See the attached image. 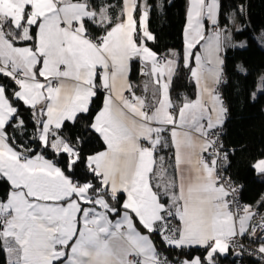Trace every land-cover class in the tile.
Segmentation results:
<instances>
[{"label": "snow or ice", "instance_id": "6c2138e0", "mask_svg": "<svg viewBox=\"0 0 264 264\" xmlns=\"http://www.w3.org/2000/svg\"><path fill=\"white\" fill-rule=\"evenodd\" d=\"M121 4L114 20V5L95 0H0V76L18 86L10 99L0 85V180L10 185L0 200V248L7 264H219L230 249L242 255L238 239L255 238L257 228L264 232V217L249 230L256 213L248 206L243 215L232 211L227 197L236 189L221 183L217 171L218 161H228L216 130L227 113L218 89L221 53L231 40L219 25V0H191L182 62L196 93L175 111L170 85L178 54L160 60L147 46L155 40L147 0ZM205 20L212 25L208 34ZM89 24L100 34L94 36ZM134 59L155 85L151 103L128 82ZM98 89L106 95L92 116ZM258 90L264 93V76ZM13 101L31 109V139L61 157L63 168L46 153L29 156L30 147L21 145V152L12 146L16 136L7 129L24 130ZM79 120L84 135L103 142V151L84 155L77 146L82 136L65 138V123ZM169 147L171 175L165 158L158 164L155 155ZM253 167L264 174V159ZM157 236L169 249L203 253L169 259L158 251ZM259 239L256 253L247 254L264 261V235Z\"/></svg>", "mask_w": 264, "mask_h": 264}, {"label": "trees", "instance_id": "16d2710c", "mask_svg": "<svg viewBox=\"0 0 264 264\" xmlns=\"http://www.w3.org/2000/svg\"><path fill=\"white\" fill-rule=\"evenodd\" d=\"M221 4L220 25L228 26L231 34V43L223 50L224 58V82L222 84V98L227 108V116L223 124L221 143L223 148L232 149L228 156L226 172L231 181L237 186L241 200L249 207V210L256 215L264 210V174H259L253 164L264 159V93H257L252 98L258 78L264 74V0H219ZM111 3L110 9L113 19L121 10V0H95ZM149 5L148 30L155 37L154 41H147V46L165 59L171 57L175 51L180 66L170 85V97L175 104H181L183 98L193 99L196 87L191 80L188 69L183 67V32L185 27V5L186 0H147ZM243 7V11L240 9ZM235 11L239 29L229 27L228 15ZM138 19V14H134ZM89 31L95 36L100 30L87 25ZM235 41H244L242 47L236 46ZM235 45V46H233ZM138 61L131 62L130 76L133 84H136L138 77ZM238 66L246 69L245 73L238 70ZM0 84L6 87V93L11 99L12 90L17 85L7 77L0 76ZM136 88V85H135ZM149 102V101H148ZM19 109V115L24 121V130H14L9 127L10 135L16 136V142L12 146L23 152V148L30 147L31 152L25 153L32 156L38 153H46V157L52 159L61 168L64 167L63 159L51 152L39 148L37 141L32 140L34 122L31 109L22 102L13 101ZM103 104V94L97 92L90 105V114L94 116ZM84 120H79L75 125L65 123L63 133L66 139L75 142V137L82 136L78 147L84 155H91L104 149L103 142L95 134L84 135ZM23 146L20 147V146ZM10 191V185L6 180H0V200H6ZM255 215V216H256ZM253 216V218L255 217ZM252 218V219H253ZM158 251L164 253L169 259H184L191 255H202L203 250L199 248L187 249L183 253L176 249H169L164 246L160 238H156ZM2 244V242H0ZM224 264L231 261V251L227 257H219ZM252 264L251 259H246ZM0 264H7L6 255L0 248Z\"/></svg>", "mask_w": 264, "mask_h": 264}, {"label": "built area", "instance_id": "2783aa9c", "mask_svg": "<svg viewBox=\"0 0 264 264\" xmlns=\"http://www.w3.org/2000/svg\"><path fill=\"white\" fill-rule=\"evenodd\" d=\"M159 59L164 60L162 57H159ZM224 79H225V77H224ZM146 82H147V76L142 75V65H141V62H139L136 88L133 91H135L137 96H147L148 101H149V93H148V91L147 92L144 91V85ZM222 84L223 83H221V85L219 86V89H218L221 98H222ZM126 95L129 96V93L126 92ZM226 116H227V113H226ZM216 131H218L220 134L218 143H221L222 142L221 137H222V134L224 132L223 127L220 129H217ZM222 151L227 152L228 155L233 152L232 149H225V148H223ZM205 155L207 156V153ZM227 162L225 163L223 161H218L217 171H218L219 175L221 176V183H224V181L227 180L231 184V186L236 189L235 192H231V189H229L231 194L227 197V199L230 201V207H231L232 211L234 213H236L237 215H243L244 214L243 209L245 208L246 204L241 200L237 186L231 181V179L229 178V175L226 172ZM225 187L228 188L227 183L225 184ZM262 217H264V210L260 214L256 215L251 220L249 230H251V226L258 225L261 222ZM262 235H264V232H262L259 228H257V233H256L255 238H251V237H248L246 235L244 238L238 239V242L244 245L243 249H238L239 251L242 252V255L237 256L230 249L232 260L227 261L224 264H248L246 259H251L252 264H264V261L258 259V255L249 256L247 254L248 252L256 253V250L258 249V247L260 246V243H261V240L259 239V237Z\"/></svg>", "mask_w": 264, "mask_h": 264}, {"label": "crops", "instance_id": "0c3cea01", "mask_svg": "<svg viewBox=\"0 0 264 264\" xmlns=\"http://www.w3.org/2000/svg\"><path fill=\"white\" fill-rule=\"evenodd\" d=\"M140 2L141 3H143V0H140ZM220 2V1H219ZM191 6V0H186V5H185V18H186V20H185V27H186V25H187V13H188V10H189V7ZM220 6H221V4H220ZM220 11H221V7H220ZM231 14V13H230ZM220 13H219V16H218V20H219V25H220ZM204 23H205V31H206V34H208L210 31H211V29H212V25L207 21V20H205L204 21ZM185 27H184V29H185ZM220 27H221V25H220ZM221 28H224V27H221ZM184 33V32H183ZM226 34V33H225ZM228 34H229V32H228ZM230 41H228L227 43H229ZM203 43V42H202ZM231 43V42H230ZM32 44V42L31 41H28V42H20V43H18L16 46H30ZM199 45H197V48L196 49H194L193 51L195 52V51H198L199 50ZM172 52H175V51H172ZM183 52H184V38H183V51H182V56H183ZM221 55L223 56V51H222V53H221ZM157 58L159 59V56L157 55ZM166 58H171V57H166ZM133 61V60H132ZM131 61V62H132ZM134 61H138V62H141V61H139L138 59H134ZM131 62H130V72H131ZM193 66H194V62H193ZM148 70L150 71V65L148 66ZM130 72H129V75H128V82L131 84V86H132V88H133V90H135V83L133 84V81H132V79H131V76H130ZM191 77V76H190ZM41 79V81H43V78H40ZM165 79H166V77H165ZM192 80V79H191ZM193 81V80H192ZM147 83H148V93H149V103H151L152 102V99H151V97H152V91H153V89L155 88V85L152 83V78L150 77V76H147ZM193 83H194V81H193ZM195 84V83H194ZM1 85V84H0ZM18 87V86H17ZM196 87V86H195ZM97 92H101L102 94H103V100H104V96L106 95V91H104V90H97ZM126 92L127 91H125V93H124V95L125 96H127L126 95ZM159 97V93H157V98ZM195 98V97H194ZM193 98V99H194ZM170 99H171V97H170ZM223 100V99H222ZM174 103V102H173ZM223 103H224V101H223ZM175 104V103H174ZM182 104V103H181ZM181 104H175L176 105V109H174V111L175 110H178V108H179V106L181 105ZM102 106H103V104H102ZM102 106H101V108H102ZM224 106H225V103H224ZM40 106H38V108H39ZM226 107V106H225ZM100 108V109H101ZM224 122H225V120H224ZM224 124V123H223ZM165 136H167V133H165L164 134ZM17 150V149H16ZM104 150V149H103ZM102 150V151H103ZM18 151V150H17ZM100 152V151H99ZM173 153H174V150L171 148V147H169V148H160L158 151H157V153L155 154L156 155V157H157V163L159 164V160H158V158L160 157V156H163L164 158H165V160H164V165H165V168L167 169V171H168V173H169V175H171L172 173H173V169L171 168V167H169V165H171V164H173L174 163V158H173ZM33 156V155H32ZM47 158V157H46ZM47 159H49V158H47ZM50 160H52V159H50ZM53 161V160H52ZM54 162V161H53ZM55 163V162H54ZM58 166V165H57ZM9 184V183H8ZM9 194V193H8ZM8 196V195H7ZM251 222V221H250ZM249 222V223H250ZM143 231V230H142ZM230 252V251H229ZM5 255H6V253H5ZM229 255V253L228 254H226V256H224V257H227ZM6 260H7V257H6Z\"/></svg>", "mask_w": 264, "mask_h": 264}, {"label": "rangeland", "instance_id": "374dc122", "mask_svg": "<svg viewBox=\"0 0 264 264\" xmlns=\"http://www.w3.org/2000/svg\"><path fill=\"white\" fill-rule=\"evenodd\" d=\"M229 17H228V19H229V22H230V24H229V27H235L236 29H239V25H238V20H237V14L235 13V11H232L231 12V14H229L228 15ZM221 27H224V28H226V34H228V26L227 25H224V26H221ZM231 41V40H230ZM227 43V42H226ZM234 44L236 45V46H239V47H241L240 45L242 44L243 46H244V44H245V42L244 41H235L234 42ZM262 76H264V74H261L260 76H259V78H258V82H257V85H256V88H255V91H254V93H255V95L257 94V93H259L260 91L258 90V88H259V85H260V82H261V77ZM226 256V255H225ZM224 256H222L221 257V259L223 258ZM220 262H222L221 260H220V258H219V263ZM227 262V261H226Z\"/></svg>", "mask_w": 264, "mask_h": 264}]
</instances>
